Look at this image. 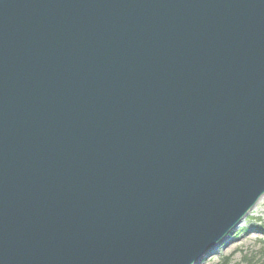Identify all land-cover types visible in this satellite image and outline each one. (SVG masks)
Listing matches in <instances>:
<instances>
[{
    "label": "water",
    "instance_id": "95a60500",
    "mask_svg": "<svg viewBox=\"0 0 264 264\" xmlns=\"http://www.w3.org/2000/svg\"><path fill=\"white\" fill-rule=\"evenodd\" d=\"M264 197V0H0V264H202Z\"/></svg>",
    "mask_w": 264,
    "mask_h": 264
},
{
    "label": "rangeland",
    "instance_id": "374dc122",
    "mask_svg": "<svg viewBox=\"0 0 264 264\" xmlns=\"http://www.w3.org/2000/svg\"><path fill=\"white\" fill-rule=\"evenodd\" d=\"M243 230H247L246 232ZM234 236V237H233ZM232 237H229L218 248L217 253L205 259L202 264H220L224 258L237 263L244 256L256 251L264 242V198L250 212V215L240 225Z\"/></svg>",
    "mask_w": 264,
    "mask_h": 264
},
{
    "label": "trees",
    "instance_id": "16d2710c",
    "mask_svg": "<svg viewBox=\"0 0 264 264\" xmlns=\"http://www.w3.org/2000/svg\"><path fill=\"white\" fill-rule=\"evenodd\" d=\"M246 231V230H243ZM263 246H260L256 251H252L248 253V255L241 257L242 261L234 264H264V242H262ZM227 258H224L223 262L220 264H233L232 262H228Z\"/></svg>",
    "mask_w": 264,
    "mask_h": 264
},
{
    "label": "bare ground",
    "instance_id": "6f19581e",
    "mask_svg": "<svg viewBox=\"0 0 264 264\" xmlns=\"http://www.w3.org/2000/svg\"><path fill=\"white\" fill-rule=\"evenodd\" d=\"M263 199V198H262Z\"/></svg>",
    "mask_w": 264,
    "mask_h": 264
}]
</instances>
